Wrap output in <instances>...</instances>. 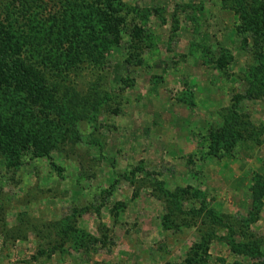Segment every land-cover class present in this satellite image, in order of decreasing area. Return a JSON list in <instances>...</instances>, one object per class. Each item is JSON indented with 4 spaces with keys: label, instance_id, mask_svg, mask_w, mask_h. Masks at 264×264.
Instances as JSON below:
<instances>
[{
    "label": "rangeland",
    "instance_id": "374dc122",
    "mask_svg": "<svg viewBox=\"0 0 264 264\" xmlns=\"http://www.w3.org/2000/svg\"><path fill=\"white\" fill-rule=\"evenodd\" d=\"M97 9H87L96 20H103L102 11L105 19L118 13L120 33L91 45L97 63L76 62L50 81L107 101L93 121L77 123L78 133L60 116L42 123L54 124L49 139L58 143L50 156L60 175L46 157L11 167L0 150V264L180 263L206 226L180 214L170 218L178 228L164 230L170 206L162 191L201 192L207 207L244 219L252 180L264 175V97L245 94L253 39L238 31L237 15L222 0H103ZM105 30L95 32L103 38ZM221 55L225 62L218 61ZM54 97L72 96L64 87ZM234 102L261 143L250 138L230 153L222 150L221 158L210 157L208 133ZM194 206L187 201L183 211ZM74 210H85L76 227L105 247L76 251L73 242L51 233L52 244L39 245L47 252L33 259L36 232L44 234ZM250 229L264 238V205ZM58 244H65L63 251L46 260ZM208 252L207 264L253 263L218 240Z\"/></svg>",
    "mask_w": 264,
    "mask_h": 264
},
{
    "label": "trees",
    "instance_id": "16d2710c",
    "mask_svg": "<svg viewBox=\"0 0 264 264\" xmlns=\"http://www.w3.org/2000/svg\"><path fill=\"white\" fill-rule=\"evenodd\" d=\"M102 2L0 0V150L9 166L19 167L27 157H46L60 175L62 170L52 162L50 156V150L58 143L57 138L52 141L49 139L54 132L50 126L54 124L46 127L42 123L52 122V119L60 116L68 123L70 133H78L75 129L77 123L81 120L93 121L107 101L84 96L75 87L50 81L61 77L63 71L73 64L76 66V62L82 64L90 59L92 63H97L99 58L88 51L91 45L106 37L116 36L114 32L120 33L122 20H119L117 12L105 19L106 12L102 11L98 16L103 17V20H96L90 14L91 9L99 12L97 8L101 7ZM222 7L237 15L238 31L241 34L250 32L253 39V45L247 46L250 53L254 46L251 54L254 62L244 75L247 83L245 94L253 99L264 97V0H222ZM103 26L107 36L99 38V32L95 30ZM133 35L135 40L136 36ZM218 61L225 62L223 55ZM64 87L68 88L72 97L68 101L57 100L55 94ZM237 108L236 102L225 108L220 116L221 122L209 131L208 156L221 158L225 155L221 153L222 150L230 153L239 142L250 138L257 144L261 143L251 137L249 121H243ZM43 137L45 140L48 138L49 148L45 147ZM252 181L249 188L250 208L244 219L224 215L213 207H207L201 192L189 191L187 188L162 191L170 206L166 208L167 217L162 220L164 230L177 229L178 226L170 218L180 214L189 215L193 221L201 219L200 225L206 226L200 230L199 241L192 245L185 259L176 264H207L212 240L221 241L235 255L250 258L252 264H264V238L250 229V225L259 220L264 205V175H256ZM191 200L197 206L184 212V203ZM84 211L74 210L59 221L48 224L44 234L35 231L40 243L33 259L43 257L47 252L39 245L46 242L45 246H50L51 233L66 242H73L71 247L76 251L89 254L105 247L100 239L76 227V220ZM215 228L222 234H217ZM98 229L101 230V227ZM105 238L107 240L103 235ZM65 244L52 247L46 260L58 248L62 252Z\"/></svg>",
    "mask_w": 264,
    "mask_h": 264
},
{
    "label": "crops",
    "instance_id": "0c3cea01",
    "mask_svg": "<svg viewBox=\"0 0 264 264\" xmlns=\"http://www.w3.org/2000/svg\"><path fill=\"white\" fill-rule=\"evenodd\" d=\"M43 263V262H42Z\"/></svg>",
    "mask_w": 264,
    "mask_h": 264
}]
</instances>
